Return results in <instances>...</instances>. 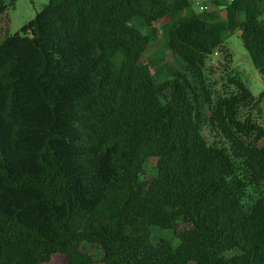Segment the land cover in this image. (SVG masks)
I'll list each match as a JSON object with an SVG mask.
<instances>
[{"label":"trees","instance_id":"1","mask_svg":"<svg viewBox=\"0 0 264 264\" xmlns=\"http://www.w3.org/2000/svg\"><path fill=\"white\" fill-rule=\"evenodd\" d=\"M17 1L0 0L4 26ZM3 31L0 264H264V91L229 77L215 95L206 76L238 31L264 83V0H228L224 19L49 0ZM160 31L179 67L157 83L141 59Z\"/></svg>","mask_w":264,"mask_h":264},{"label":"rangeland","instance_id":"2","mask_svg":"<svg viewBox=\"0 0 264 264\" xmlns=\"http://www.w3.org/2000/svg\"><path fill=\"white\" fill-rule=\"evenodd\" d=\"M202 3L208 6V13L213 14L218 19L225 18V9L228 0H201ZM49 0H18L15 8L8 13L9 25L4 26L0 23V40L4 36V28H7L6 34L8 36L17 33L24 25L28 24L34 19L36 14L41 11L43 6ZM192 10L196 14L198 9L192 5ZM224 49L230 54L231 62L224 59V55L220 58L217 67H212L210 63L207 64L206 76L208 82L212 86L215 95L223 92L225 86L228 85L229 77H236L241 79L250 89L252 94L258 98L264 91V83L254 67L242 40L239 37L238 31L233 34L224 33ZM165 54V55H164ZM152 61L150 65V74L153 79L159 83L171 77L169 68L177 69L179 65L174 64V58L170 51L165 48V36L160 31L157 40L151 44L150 49L143 55L141 63ZM229 86V85H228ZM251 116L264 125V98L257 103L255 109L251 112ZM213 140L212 137H209ZM154 160L149 161V165L153 166ZM151 174H148L150 177ZM159 231H153L152 239L154 242L158 241Z\"/></svg>","mask_w":264,"mask_h":264},{"label":"built area","instance_id":"3","mask_svg":"<svg viewBox=\"0 0 264 264\" xmlns=\"http://www.w3.org/2000/svg\"><path fill=\"white\" fill-rule=\"evenodd\" d=\"M231 1V0H230ZM191 5L198 9L199 13H207L208 6L204 5L201 0H190ZM223 52L220 49H215L209 56V63L212 67H217Z\"/></svg>","mask_w":264,"mask_h":264}]
</instances>
